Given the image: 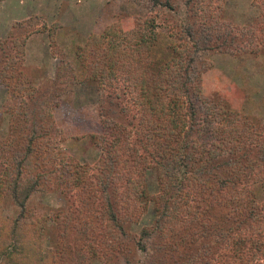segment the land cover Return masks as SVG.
<instances>
[{
  "label": "trees",
  "instance_id": "trees-1",
  "mask_svg": "<svg viewBox=\"0 0 264 264\" xmlns=\"http://www.w3.org/2000/svg\"><path fill=\"white\" fill-rule=\"evenodd\" d=\"M213 1L139 0L38 86L16 62L21 41L0 40L1 118L10 123L0 138V203L16 209L0 215L1 260L264 264V114L232 110L202 87L212 55L264 53V0H252L259 16L249 28L224 23L223 7L206 24ZM162 11L172 18L167 33L158 30ZM79 84L97 91L100 133L64 138L54 111ZM86 139L99 151L93 164L71 151ZM51 192L63 204L47 217L33 201ZM150 206L151 223L134 233Z\"/></svg>",
  "mask_w": 264,
  "mask_h": 264
},
{
  "label": "rangeland",
  "instance_id": "rangeland-1",
  "mask_svg": "<svg viewBox=\"0 0 264 264\" xmlns=\"http://www.w3.org/2000/svg\"><path fill=\"white\" fill-rule=\"evenodd\" d=\"M131 1V2H130ZM139 0H1L0 1V40L10 38L21 41L16 62L23 65L21 71L28 77L32 85L48 84L55 72L62 65L68 52L73 50L92 34L101 32L115 15L124 9H134ZM252 0H214L212 12L208 7L203 10L206 24L208 14L214 18L223 12L224 23L232 26L237 24L246 27H256L259 11L252 5ZM158 11V10H157ZM155 15V12L152 13ZM167 12L158 13V30L167 33L171 27L172 18ZM195 19L192 20L194 22ZM198 16L196 23H200ZM191 22V23H192ZM235 24V25H234ZM168 27V28H165ZM196 28H203L195 24ZM17 58V57H16ZM214 67L205 72L202 87L206 97L221 99L232 110L244 106L245 112L256 115L264 114V53L257 57L247 56L240 61L226 55H212ZM8 65V64H7ZM1 69V68H0ZM17 69V68H16ZM6 72V71H4ZM62 72V70H61ZM123 90L119 88L118 91ZM0 85V138L4 137L5 127L10 123L2 120L1 112L6 94ZM124 91V90H123ZM98 97L95 87L79 84L73 87V94L65 103L54 111L53 128H58L64 135L84 136L99 134ZM67 128V129H66ZM54 130L50 133H52ZM71 151L79 155L80 160L93 164L99 157V151L89 142H75ZM68 143L59 142L58 149L71 154ZM35 205H44L43 211L47 217L57 207L63 204L60 192H51L35 196ZM16 209L11 200L0 203V215L14 217ZM152 221L151 206L137 225L131 226L134 233H139L141 227ZM52 227L48 234L54 236ZM50 226V225H49ZM49 239L47 242H50ZM0 264H7L0 259ZM91 264H105L98 260ZM119 264H124L120 262Z\"/></svg>",
  "mask_w": 264,
  "mask_h": 264
}]
</instances>
